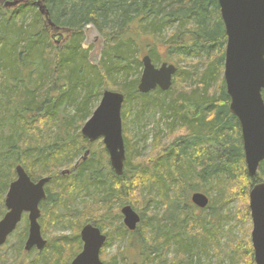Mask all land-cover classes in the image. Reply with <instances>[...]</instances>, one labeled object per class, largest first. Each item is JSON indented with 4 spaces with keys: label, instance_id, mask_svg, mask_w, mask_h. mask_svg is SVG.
Here are the masks:
<instances>
[{
    "label": "trees",
    "instance_id": "16d2710c",
    "mask_svg": "<svg viewBox=\"0 0 264 264\" xmlns=\"http://www.w3.org/2000/svg\"><path fill=\"white\" fill-rule=\"evenodd\" d=\"M5 1L13 0H0V214L5 210V193L15 179L14 169L21 165L32 181L50 177L39 206L41 231L57 215L56 210L66 206L75 187L97 194L94 204L86 207L90 216L85 212L76 216L78 222L75 217L67 222L73 230L70 238L46 244L51 255L41 264H69L81 247L78 232L90 221L106 235L105 246L114 235L126 237L127 254L122 259L132 258L133 250L144 258L140 264H146L150 255L164 257L175 244L174 261L180 258L181 264H199L196 259L205 254V243L218 244L222 217H215L220 207L213 204L212 209L207 206L210 212L203 211L198 218L199 208L190 201L191 194L200 192L199 185L209 191L222 188L226 181L227 196L245 199L254 184L264 181V160L256 175L247 174L240 126L228 109L221 74L226 34L217 0H40L57 31L40 14L35 4L39 0H21L14 8H6ZM87 26L103 40L97 64L90 62L89 51L83 48ZM51 31L58 37L68 36L62 49L52 45ZM160 48L175 60L202 62L204 69L200 71L194 64L186 72L176 63L167 91L141 94L137 90L139 75L136 72L129 79L131 71L142 67V54H148L155 64L160 62ZM116 78L122 80L118 88L124 102L151 103L171 140L146 165L133 164L137 156L124 141L121 175L111 169L105 148L100 155L92 153L94 143L80 131L101 89H107ZM262 96L264 99V90ZM154 124L158 126V121ZM161 135L158 130L154 138L158 141ZM85 150L89 155L61 170L69 155ZM65 170L68 174L62 175ZM156 201L164 208L160 216L150 214L145 219L143 213ZM123 205L135 211L140 207V222L133 233L122 224L118 209ZM245 213L250 216L249 209ZM23 218L21 238L27 227ZM65 246L67 251L73 246L77 249L66 256L60 250ZM235 246L228 247L229 264H255L249 240L243 245V254L238 252L239 244ZM30 264H38V260Z\"/></svg>",
    "mask_w": 264,
    "mask_h": 264
},
{
    "label": "water",
    "instance_id": "95a60500",
    "mask_svg": "<svg viewBox=\"0 0 264 264\" xmlns=\"http://www.w3.org/2000/svg\"><path fill=\"white\" fill-rule=\"evenodd\" d=\"M20 0L6 2L16 6ZM226 34L222 78L229 97V111L237 119L247 174H257L264 160V0H217ZM38 10L52 27L48 12L41 1L35 2ZM142 71L137 90L147 94L153 90L167 91L176 74L177 67L168 62L155 65L145 54L141 60ZM124 95L113 90L102 92L98 106L86 120L81 134L88 141L101 138L108 153L109 162L116 175H121L125 162V147L122 135L121 108ZM88 154V151L84 154ZM68 173L67 170L61 172ZM50 178L32 181L21 166L15 168V179L9 184L4 196L6 212L0 218V247L14 232L22 215L27 214V237L24 249L33 246L42 249L45 241L39 225L40 202L45 198L44 186ZM252 229L250 241L255 264H264V181L253 185L248 194ZM193 205L205 209L209 198L204 193L190 196ZM122 223L134 231L140 221L139 214L130 206L120 208ZM81 251L71 264H102L100 251L106 235L93 223L80 229Z\"/></svg>",
    "mask_w": 264,
    "mask_h": 264
},
{
    "label": "rangeland",
    "instance_id": "374dc122",
    "mask_svg": "<svg viewBox=\"0 0 264 264\" xmlns=\"http://www.w3.org/2000/svg\"><path fill=\"white\" fill-rule=\"evenodd\" d=\"M25 20H26L25 21L26 24L30 22L29 15L26 16ZM51 34H53L54 36L53 39H50L52 45L56 47V49L58 50L62 49L64 44L67 42L68 36L66 34H61V36L58 37L57 33L53 31L50 32V35ZM83 48L89 51V60L92 64H97L100 61L101 52L103 49V40L98 34V32L91 26L87 27L85 31ZM159 50H160V62H157V65L161 62H169L175 65L177 63V66L181 68V70L186 72H188L191 69V66L194 64H196V66L200 71L204 69L203 68L204 65L202 62H198L196 60L187 59V58L186 59L180 58L178 60H175L166 54L164 48H160ZM142 56L143 54L140 55V59ZM141 70L142 67L139 68L138 71L137 70L131 71V75L129 79L133 78L136 72L140 77ZM121 84H122V80L116 78L113 81V83L108 86L107 89L119 92L120 90L118 87L121 86ZM103 90L104 89H101V93ZM100 98L101 96L93 103L94 107L92 111H94V109L98 106ZM137 102L139 103L140 101L134 99L133 101H131V103H128L127 100L123 102L121 108V116L123 119L122 135H123V140L128 145H130L131 150H133V154L137 156L134 159L133 164L146 165V162H149L147 160H152L155 158L156 155L157 156L160 155V153L171 142V140L163 131L164 129L163 118L159 116V114L153 111V106H151V103H147L148 105L145 106H142V104L139 103L141 106H137L138 105ZM155 121H158V126L154 124ZM84 123L82 124V126L84 125ZM158 130H160L163 135H161L160 138H158L159 140L157 141L154 138V134ZM101 141L102 139L99 138L93 142L94 145L90 149L92 153L94 152L95 154L100 155L99 151H101V148H104ZM100 143L102 144V146L99 145ZM83 153L84 152L74 153L69 155L65 160L66 165L61 170L70 169L71 167H69L68 164H70L71 166L77 164L80 161V159L83 156H85L84 155L85 153L84 154ZM226 187H228L226 181H223L222 188L219 189L216 187H212L209 188V191L208 189H203V187L201 188L200 185L198 186L199 188L198 191L208 196L209 198L208 206H210L211 209L213 207V204L220 207V210L215 211L216 212L215 217L217 218L219 215H220L219 217H222L219 219L220 224L217 227L218 236H219L218 244L211 245V243H213L212 241H210L209 243L208 242L205 243L208 244L206 245L205 254H203L198 259H196L199 264H229L231 259V254H229L228 247L230 245L232 246L236 245L235 247H237V245L239 244L240 249L238 252H240V254H243L245 251V249H243V245H245V243L248 242V240L250 241V232L252 229L251 218L250 216L248 217L245 213V210L249 209L248 197L244 199V197H239L235 195V197L232 196L231 198L230 195L227 196L228 191ZM223 190H225L224 193L226 194L227 197H225L224 194L222 193ZM71 193H72L70 197L71 200L69 199V201L66 203V206L59 207L56 210L57 215L54 217V219L52 221H49V223H47L46 225L44 224V226L42 227L41 234L42 237L46 240V244L58 238H63V237L70 238L73 234V230H72V225H69L67 222L72 221V218L74 217L75 220L77 217H82L81 215L85 212H87V216L91 215L90 212L86 210V207L92 206L94 204V198L97 194L93 192L91 189H86L84 187L81 189H77V187H75V189ZM146 194H147V190L145 189L143 196ZM219 194L221 195L223 201H219L218 199L220 197ZM156 200L159 199L156 198ZM210 207L209 209L207 208L200 212L199 210L201 209H199L196 213V216L199 218V215L203 216L204 212L207 213L210 212L211 211ZM163 209L164 208L163 206H161V204H159V201H156L154 204H151L149 206V210L143 213L144 218L145 219L148 218L147 216H149L150 214H155L157 216H160L161 211ZM0 211H2L1 208ZM139 211H140V207H139ZM139 211L136 210V212L140 213ZM4 212L0 214V217H2ZM23 217L26 218V213L23 215ZM23 217L21 219V222L17 225L15 231L8 237L6 244L0 248V264H18V263L30 264V262L35 261L36 259L38 260V264H41L42 260L44 261L45 258H49L51 255L50 250L45 248L46 244L40 250L36 249L35 247H32L29 251L24 250V244L27 237V227L25 226L26 229H24L25 235L23 238H21L18 235V233L22 231L25 225L23 222L24 221ZM216 218H210V219L215 220ZM76 222H78V218ZM90 222L92 223V221ZM109 229L113 230V228L111 229L110 227ZM112 233L114 234V231ZM125 240H126L125 236L114 235L111 241L109 242V244L106 246L104 245L101 249V251L103 250L102 262H108L107 264H135V263L140 264L141 262H143L142 260L144 258L138 256L139 254L136 256V252L133 250H131L129 255V257L132 258L122 259V256L127 254V252L124 250L126 244ZM79 241L81 242L80 239ZM67 242H69L68 239ZM215 246L217 247L216 248L217 250H214ZM81 247H82V242H81ZM81 247L77 253L81 251ZM67 249L68 247L65 246L60 250L63 253L67 252L66 256H70L71 252L72 251L75 252L77 247L73 246L68 251ZM176 250H177V246L175 244H172L168 248L164 257L160 258L158 256L150 255L152 259L147 260L146 264H174V263L176 264V261L177 264H181L180 258L174 261V258L177 257ZM41 252H43L44 255L41 254ZM218 252L219 255H217ZM234 252L236 251L234 250ZM26 253H29L28 257L26 256ZM76 254L74 255V257L76 256ZM134 256L135 258H133ZM73 258L70 260L69 264L71 263ZM114 258L115 261H112L114 260Z\"/></svg>",
    "mask_w": 264,
    "mask_h": 264
},
{
    "label": "bare ground",
    "instance_id": "6f19581e",
    "mask_svg": "<svg viewBox=\"0 0 264 264\" xmlns=\"http://www.w3.org/2000/svg\"><path fill=\"white\" fill-rule=\"evenodd\" d=\"M13 1H14V0H13ZM6 2H12V1H5V2L3 3L4 6H5V3H6ZM21 2H22V1L20 0L19 3H21ZM19 3H18V4H19ZM18 4H17V5H18ZM17 5H16V6H17ZM16 6H11V7L5 6V7H6V8H14V7H16ZM87 27H89V26H87ZM141 58H142V57H141ZM223 64H224V63H223ZM104 90H108V89H104ZM104 90H103V91H104ZM103 91H102V92H103ZM120 93H121V92H120ZM122 94H123V93H122ZM101 95H102V93H101ZM228 109H229V107H228ZM81 128H82V127H81ZM123 141H124V140H123ZM89 142H90V141H89ZM124 147H125V145H124ZM85 151H86V150H85ZM85 151H84V153L87 152V151H86V152H85ZM106 152H107V151H106ZM107 154H108V153H107ZM109 165H110V162H109ZM17 166H21V165H17ZM21 167H22V166H21ZM110 167H111V165H110ZM15 168H16V167H15ZM22 168H23V167H22ZM23 169H24V168H23ZM111 169H112V167H111ZM14 170H15V169H14ZM112 170H113V169H112ZM24 171H25V169H24ZM67 171H68V170H67ZM25 172H26V171H25ZM26 173H27V172H26ZM64 174H68V173H64ZM64 174H63V175H64ZM27 175H28V174H27ZM42 178H45V177H42ZM48 178H50V177H48ZM40 179H41V178H40ZM38 180H39V179H38ZM49 180H50V179H49ZM36 181H37V180H36ZM48 182H49V181H48ZM48 182H47V183H48ZM47 183H46V184H47ZM46 184H45V185H46ZM250 189H251V188H250ZM44 192H45V186H44ZM45 197H46V193H45ZM44 199H45V198H44ZM120 214H121V213H120ZM121 216H122V215H121ZM14 231H15V230H14ZM79 233H80V232H79ZM132 233H133V232H132ZM41 237H42V234H41ZM79 237H80V234H79ZM106 238H107V237H106ZM42 239L45 241V244H46V240H45L43 237H42ZM80 240H81V239H80ZM134 240H135V239H134ZM140 240H141V239H140ZM81 242H82V241H81ZM134 242H135V241H134ZM104 244H105V243H104ZM44 246H45V245H44ZM103 246H104V245H103ZM33 247H35V246H33ZM35 248H36V247H35ZM81 248H82V247H81ZM36 249H37V248H36ZM101 249H102V248H101ZM24 250H25V249H24ZM25 251H26V250H25ZM74 258H75V257H74ZM74 258H73V259H74ZM70 264H71V263H70ZM102 264H103V262H102Z\"/></svg>",
    "mask_w": 264,
    "mask_h": 264
},
{
    "label": "flooded vegetation",
    "instance_id": "af4514ba",
    "mask_svg": "<svg viewBox=\"0 0 264 264\" xmlns=\"http://www.w3.org/2000/svg\"><path fill=\"white\" fill-rule=\"evenodd\" d=\"M88 152H89V151H88ZM42 201H43V200H42ZM42 201H41V202H42ZM41 202H40V203H41ZM39 206H40V204H39ZM121 207H122V206H121ZM121 207H120V208H121ZM120 208H119V212H120ZM137 213H138V212H137ZM40 216H41V215H40ZM39 219H40V218H39ZM121 219H122V217H121ZM79 232H80V231H79Z\"/></svg>",
    "mask_w": 264,
    "mask_h": 264
}]
</instances>
